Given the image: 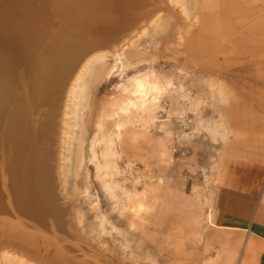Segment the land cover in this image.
Segmentation results:
<instances>
[{
	"label": "rangeland",
	"instance_id": "1",
	"mask_svg": "<svg viewBox=\"0 0 264 264\" xmlns=\"http://www.w3.org/2000/svg\"><path fill=\"white\" fill-rule=\"evenodd\" d=\"M123 1L98 0L96 26L74 19L86 35L113 31L75 60L47 149L66 249L0 247V264H189L206 251L229 115L264 99V0H128L135 14ZM108 45L119 63L94 59ZM21 207L11 214L24 221Z\"/></svg>",
	"mask_w": 264,
	"mask_h": 264
},
{
	"label": "bare ground",
	"instance_id": "2",
	"mask_svg": "<svg viewBox=\"0 0 264 264\" xmlns=\"http://www.w3.org/2000/svg\"><path fill=\"white\" fill-rule=\"evenodd\" d=\"M97 1L0 0V187L4 191L0 194V247L4 249L37 255L52 245L65 248L60 222L46 203L44 187L53 173L47 163L52 151L48 147L75 60L95 43L101 47L106 33L113 31L98 28L86 35L75 28L81 20L74 19L91 18L97 25L101 15ZM135 5L128 0L119 4L123 13L134 6V14ZM111 45L94 59L110 54L119 63L121 46ZM20 205L24 221L13 215ZM6 212L13 214L5 217Z\"/></svg>",
	"mask_w": 264,
	"mask_h": 264
},
{
	"label": "crops",
	"instance_id": "3",
	"mask_svg": "<svg viewBox=\"0 0 264 264\" xmlns=\"http://www.w3.org/2000/svg\"><path fill=\"white\" fill-rule=\"evenodd\" d=\"M263 101L231 110L211 176V210L200 235L206 251L189 264H264Z\"/></svg>",
	"mask_w": 264,
	"mask_h": 264
}]
</instances>
